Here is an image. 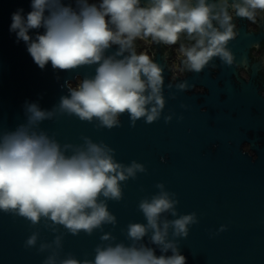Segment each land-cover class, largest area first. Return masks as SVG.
I'll use <instances>...</instances> for the list:
<instances>
[{
    "label": "clouds",
    "instance_id": "obj_1",
    "mask_svg": "<svg viewBox=\"0 0 264 264\" xmlns=\"http://www.w3.org/2000/svg\"><path fill=\"white\" fill-rule=\"evenodd\" d=\"M258 12H264V0H74V6L64 0H30V11L13 12L9 31L24 42L41 70L49 64L61 71L95 69L75 87L65 81L67 95L51 109L26 101L24 122L13 130L0 129V211L32 227L43 223L53 233L63 226L73 236L115 226L107 202H119L122 182L144 173V165L117 162L114 149L89 137L79 145H62L40 127L42 122L67 115L112 129L125 113L133 126L141 118L157 121L165 106L163 68L138 53L135 41L150 37L175 45L186 34L192 43L181 44L179 51L188 72L200 73L214 57L231 66L234 56L227 45L237 36L233 18L255 23ZM175 87L187 91L190 85L185 81ZM171 119L164 117L166 123ZM155 187L158 192L138 203L146 223L126 226L128 244L113 243L115 238L103 233L100 240L108 243L96 245L92 260H78L71 253L60 256L62 234L56 235L39 244L38 252H48L42 264H186L177 238L188 236L197 215L178 214L176 194L163 183ZM38 236L32 232L24 246L35 247Z\"/></svg>",
    "mask_w": 264,
    "mask_h": 264
},
{
    "label": "water",
    "instance_id": "obj_2",
    "mask_svg": "<svg viewBox=\"0 0 264 264\" xmlns=\"http://www.w3.org/2000/svg\"><path fill=\"white\" fill-rule=\"evenodd\" d=\"M64 2L74 6V0ZM20 8L30 11V0H0V129L13 130L24 122L26 101L51 109L67 95L65 81L68 87L76 86L95 69L61 71L49 64L41 70L24 42H17L9 31L11 14ZM232 22L237 36L227 45L234 56L231 66L214 57L200 73L185 67L177 73L162 52L167 45L148 43L149 56L163 68L165 106L157 121L149 124L141 118L133 126L125 113L112 129L67 115L42 122L40 127L62 145H79L82 137H89L114 149L117 162L127 165L135 160L146 171L122 182L119 202H107L116 225H104L91 235L73 236L63 226L53 233L43 223L32 227L24 218L0 211V264H42L48 252H38L39 244L61 234L60 256L71 253L78 260H92L96 245L108 243L100 240L103 233H110L113 243L128 244L126 226L146 223L138 203L159 191L157 183L176 194L178 214L197 215L198 223L189 226L188 236L177 238L186 264H264V59L248 54L264 30L248 31L244 18L234 16ZM185 81L205 87L199 94L204 95L202 103L198 94L175 87ZM169 115L172 119L166 123ZM222 225L224 231L219 230ZM34 231L39 232L37 244L26 248Z\"/></svg>",
    "mask_w": 264,
    "mask_h": 264
},
{
    "label": "flooded vegetation",
    "instance_id": "obj_3",
    "mask_svg": "<svg viewBox=\"0 0 264 264\" xmlns=\"http://www.w3.org/2000/svg\"><path fill=\"white\" fill-rule=\"evenodd\" d=\"M246 22V26H247V30L248 31H253L254 33H258L259 31H263L264 30V12H258L257 14V18L255 23H253L252 21H249L247 19H244ZM149 39L147 38H143V39H137L135 41V48L136 51L139 52H145L146 54L150 55V53L152 52V50L149 48L148 43H152V39L151 41H148ZM192 43V41H190L186 34H182L180 36V39L178 40V43H176L175 45H167L164 49L162 50L163 53H167L168 55V61L170 64L173 65V61L176 60L177 61V65L176 66H172L174 68V70H176L177 73H183L184 71V66H183V57L179 51L180 49V45L184 44V45H188ZM248 54L249 57H255V59H260L263 58L264 59V36L259 38V43L255 44L253 47L251 46L248 50ZM180 62V63H179ZM74 83H70V85ZM75 87V85L73 86ZM206 89L203 86L197 85V84H193L189 87V89L186 91L188 94H192V93H196L198 95H196L197 97V101L198 103H202L203 102V96L204 95H199L201 93H205ZM221 97L223 98L224 95H221ZM262 132H259V134H261ZM247 143H243L242 147L247 148Z\"/></svg>",
    "mask_w": 264,
    "mask_h": 264
},
{
    "label": "built area",
    "instance_id": "obj_4",
    "mask_svg": "<svg viewBox=\"0 0 264 264\" xmlns=\"http://www.w3.org/2000/svg\"><path fill=\"white\" fill-rule=\"evenodd\" d=\"M178 63L176 60L173 61V66H176Z\"/></svg>",
    "mask_w": 264,
    "mask_h": 264
},
{
    "label": "crops",
    "instance_id": "obj_5",
    "mask_svg": "<svg viewBox=\"0 0 264 264\" xmlns=\"http://www.w3.org/2000/svg\"><path fill=\"white\" fill-rule=\"evenodd\" d=\"M147 39H149L148 41H151V38L150 37H148Z\"/></svg>",
    "mask_w": 264,
    "mask_h": 264
}]
</instances>
